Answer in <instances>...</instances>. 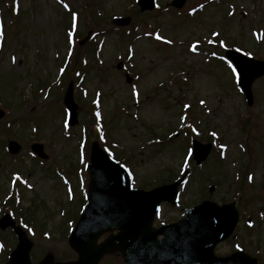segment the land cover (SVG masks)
<instances>
[{
	"label": "rangeland",
	"instance_id": "374dc122",
	"mask_svg": "<svg viewBox=\"0 0 264 264\" xmlns=\"http://www.w3.org/2000/svg\"><path fill=\"white\" fill-rule=\"evenodd\" d=\"M16 1L20 13L13 22L0 0V216L13 195L34 227L28 232L33 263L47 252L56 260L77 257L66 229L86 196L81 146L93 108L104 118L108 153L128 157L134 187L189 169L178 204L163 205L155 226L176 222L202 198L235 201L239 223L215 253L241 248L264 264V76L252 83L247 105L236 71L223 58L234 44L264 60V0H186L181 9L156 0L150 11L136 0ZM115 16H129L131 23L117 27ZM76 53L84 76L76 88L73 82L78 122L70 126L63 95L73 78L62 73V61ZM209 137L212 151L195 165L187 159L190 140L207 143ZM9 140L20 145L16 156L7 154ZM34 142L42 144L45 159L31 151ZM1 233L8 251L17 241L10 229L0 230V264L7 260ZM98 264L123 260L108 254Z\"/></svg>",
	"mask_w": 264,
	"mask_h": 264
},
{
	"label": "water",
	"instance_id": "95a60500",
	"mask_svg": "<svg viewBox=\"0 0 264 264\" xmlns=\"http://www.w3.org/2000/svg\"><path fill=\"white\" fill-rule=\"evenodd\" d=\"M153 1L138 0L141 10L151 9ZM184 1L173 0L172 4L181 7ZM114 21L125 25L130 19L120 17ZM226 55L236 66L240 75L238 84L248 104H251V85L256 78L264 75V61L248 58L233 50L227 51ZM64 103L70 109V123H76L71 85L66 91ZM2 114L0 111V117ZM210 147V144L193 141V156L197 163L206 158ZM9 148L16 152L19 146L10 142ZM32 149L43 155L41 145L34 144ZM88 172V200L69 238L70 246L78 254L77 260L53 263L49 253L39 264H96L104 253L115 250L121 251L125 264H257L255 258L242 251L225 258L213 254L216 243L232 232L237 221L233 203L218 206L203 201L187 212V219L165 226L162 230L151 227L160 201L175 202L177 186L184 176L150 191L132 189L123 166L112 161L96 142L91 147ZM8 225L13 226V222L6 215L0 221V227ZM114 229H119L116 235L110 236L103 244L96 243L101 233ZM14 230L19 242L5 264H31L29 251L32 243L19 227H14ZM158 233L163 234L162 241L155 240Z\"/></svg>",
	"mask_w": 264,
	"mask_h": 264
},
{
	"label": "snow or ice",
	"instance_id": "6c2138e0",
	"mask_svg": "<svg viewBox=\"0 0 264 264\" xmlns=\"http://www.w3.org/2000/svg\"><path fill=\"white\" fill-rule=\"evenodd\" d=\"M65 7H67V5H65ZM75 19H76V17H75V15H73V21L74 22H75ZM73 26H75V24H73ZM157 39H160V37L158 36ZM193 50H195V45L193 46ZM230 67H231V65H230ZM233 72H235L234 68H233ZM249 179H251V177Z\"/></svg>",
	"mask_w": 264,
	"mask_h": 264
},
{
	"label": "trees",
	"instance_id": "16d2710c",
	"mask_svg": "<svg viewBox=\"0 0 264 264\" xmlns=\"http://www.w3.org/2000/svg\"><path fill=\"white\" fill-rule=\"evenodd\" d=\"M8 13L9 14H12V7L11 6H8ZM90 124H92V123H90ZM90 127V126H89Z\"/></svg>",
	"mask_w": 264,
	"mask_h": 264
}]
</instances>
